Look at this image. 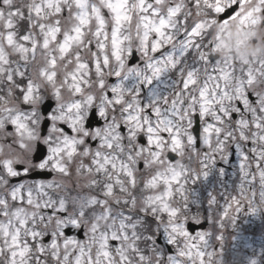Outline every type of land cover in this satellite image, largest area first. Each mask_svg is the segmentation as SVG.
I'll return each instance as SVG.
<instances>
[{
  "label": "snow or ice",
  "instance_id": "1",
  "mask_svg": "<svg viewBox=\"0 0 264 264\" xmlns=\"http://www.w3.org/2000/svg\"><path fill=\"white\" fill-rule=\"evenodd\" d=\"M256 222L264 0H0V264H264Z\"/></svg>",
  "mask_w": 264,
  "mask_h": 264
},
{
  "label": "rangeland",
  "instance_id": "2",
  "mask_svg": "<svg viewBox=\"0 0 264 264\" xmlns=\"http://www.w3.org/2000/svg\"><path fill=\"white\" fill-rule=\"evenodd\" d=\"M250 244L253 246V247H258L259 246V241L258 240H251L250 241Z\"/></svg>",
  "mask_w": 264,
  "mask_h": 264
},
{
  "label": "flooded vegetation",
  "instance_id": "3",
  "mask_svg": "<svg viewBox=\"0 0 264 264\" xmlns=\"http://www.w3.org/2000/svg\"><path fill=\"white\" fill-rule=\"evenodd\" d=\"M253 44H255V41H253ZM229 242H230V240H229Z\"/></svg>",
  "mask_w": 264,
  "mask_h": 264
}]
</instances>
